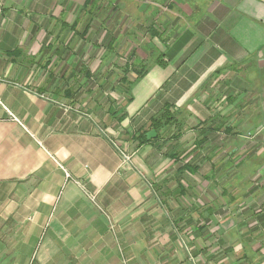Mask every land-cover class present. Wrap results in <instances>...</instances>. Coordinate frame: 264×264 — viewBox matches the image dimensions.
Listing matches in <instances>:
<instances>
[{"label":"crops","instance_id":"obj_1","mask_svg":"<svg viewBox=\"0 0 264 264\" xmlns=\"http://www.w3.org/2000/svg\"><path fill=\"white\" fill-rule=\"evenodd\" d=\"M263 138L264 0H0V264H264Z\"/></svg>","mask_w":264,"mask_h":264},{"label":"trees","instance_id":"obj_2","mask_svg":"<svg viewBox=\"0 0 264 264\" xmlns=\"http://www.w3.org/2000/svg\"><path fill=\"white\" fill-rule=\"evenodd\" d=\"M142 74L143 73H140L138 78L140 76H142ZM137 79L132 81L131 84H133V82H135ZM174 119L175 118H174L173 114L170 112L169 106H166V107H164L163 111L155 119L152 120V126L154 128H159L162 125H166V124L172 123L174 121ZM143 138H144V135H143Z\"/></svg>","mask_w":264,"mask_h":264},{"label":"rangeland","instance_id":"obj_3","mask_svg":"<svg viewBox=\"0 0 264 264\" xmlns=\"http://www.w3.org/2000/svg\"><path fill=\"white\" fill-rule=\"evenodd\" d=\"M108 23H109V25L111 26V29L114 27L113 26V24L110 22V21H108ZM116 28H115V30L117 31L118 30V28L119 29H121V28H123V22H121V23H116V26H115ZM103 40H105V38L103 39ZM132 65V68L133 69H137L138 67H140V65H138V64H131ZM264 139V138H263ZM232 184H234V183H232ZM232 192H234L233 190H228L227 191V195H226V197H228L227 199V201H228V203H230V201H229V198L231 197V198H233L234 197V194L232 193ZM233 203L231 202L230 203V205L228 206V208H227V216L229 217L230 215H233V214H235V212H234V207H232L231 205H232ZM231 224V222L229 221L228 223H227V226H229Z\"/></svg>","mask_w":264,"mask_h":264},{"label":"water","instance_id":"obj_4","mask_svg":"<svg viewBox=\"0 0 264 264\" xmlns=\"http://www.w3.org/2000/svg\"><path fill=\"white\" fill-rule=\"evenodd\" d=\"M154 135H155L154 129H150L149 131L146 132V137L147 138L154 137Z\"/></svg>","mask_w":264,"mask_h":264}]
</instances>
